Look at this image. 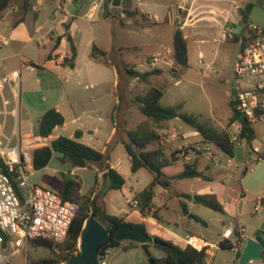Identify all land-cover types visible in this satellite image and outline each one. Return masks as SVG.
<instances>
[{
    "label": "crops",
    "instance_id": "crops-1",
    "mask_svg": "<svg viewBox=\"0 0 264 264\" xmlns=\"http://www.w3.org/2000/svg\"><path fill=\"white\" fill-rule=\"evenodd\" d=\"M27 2L29 4L26 6L25 0H13V4L0 14L2 37L7 42L6 45L0 44V51L3 47L6 48L5 52H0V146L13 147L20 140L26 141L27 144L38 140L39 144L32 145L29 149L31 156L34 149L49 146L53 140L62 135L53 136L51 134L48 138H41L37 135V123L47 110L55 109L63 116L64 124L55 128L52 133L60 132V130L64 131L70 124L73 125L68 135L63 137L74 139L104 153L107 158L106 163L121 175L122 163L120 159H117L116 162L112 160L116 147L121 145L126 154L122 144L123 141H126V131L135 130L140 124L152 121H143L132 129L137 121L136 116L140 113L137 105L135 106L131 102L132 88L128 87L125 91V97H123L121 91L115 87L116 75L112 78L111 85L107 87L96 80L99 78L100 72H97L94 66H108L102 63L103 58H91L93 46L106 54L109 53V50H129L131 47L129 48L124 42L115 38V35H118L119 32L127 30L131 34H136V30H148L152 26L167 29L170 32V42L157 38V40H150L145 45L151 47L154 52L146 60V70L144 72L158 69L161 74L151 77L147 83L139 82L137 79L132 81L133 86L136 85V87L142 88L145 94L150 88H158L151 85L152 80L155 78H166L168 76L176 81L180 79L173 78L171 72L174 68L173 36L176 29L182 31L186 42L188 36L185 31L198 30L203 35L213 37L212 42H215L217 46L227 42L239 44V36L234 35L232 38L223 39V32L226 28L231 29L233 32L236 25L241 26L242 30L244 26L241 23L239 10L243 9L250 1L128 0V9L137 10L139 15L132 19L123 20L124 25L121 24V19L124 18L121 12L119 14L121 18L114 19L105 17L103 8L95 23L88 21L86 15L90 10L91 0H27ZM122 9L123 6L121 11ZM140 15H144L154 25H143ZM83 21L92 25L98 24L99 28L95 31L85 32L81 23ZM67 25L68 34L76 49V58L72 62V67L64 62L65 58H71L70 44L65 37ZM203 41L201 40V42ZM82 46L86 48L88 53V60L84 65H80L78 58ZM29 48H31V52L25 56L24 54ZM41 48L42 55H36L35 51ZM133 48L140 49L141 46L136 45ZM216 54L217 51H215V55L209 62L212 65H214ZM199 55L202 54L199 53L198 57ZM124 81L125 79H123ZM141 84H150L151 86L146 88L141 87ZM157 85L161 84L157 83ZM117 91L119 96L122 97V102L125 98L126 104H120V109L116 112L113 121V110L117 105ZM177 119L180 120L175 118L159 125L157 131L161 136L160 143L167 149H183L182 155L178 156V159L172 165L188 161V164H184L185 167V165L196 163L198 171L207 178L206 180L202 178L182 180H192L193 184L198 185H200V182H204V184L200 185L199 190L194 188L189 190L178 189L177 182L181 180L172 181L167 188L156 186L152 199L153 207L151 208V211H156L159 217V220H156L151 215L142 216L137 210V202L134 198L137 193L151 183L153 177L151 176V179L141 188L131 184L129 178L123 177L126 183L122 190L127 195L125 204L128 209H119V214L116 217L127 223L145 224L149 235L171 241L181 247H186L188 245L187 241L194 238L192 243L196 239L202 246L206 247V257L213 254L212 249L219 248L220 241L225 240L223 233L231 230L232 234L227 240L231 241V237L234 235L235 243L231 241L235 246L233 250L236 252L238 248L241 251L248 238L244 235V227L238 223L237 214L234 219L235 228H233L231 223L225 219V214L214 211L219 215L215 219L217 224L222 227L226 226L222 230L216 231V236L211 235L212 232L205 221L194 215V211L202 205L195 203L193 196L208 194L204 189L207 186H212L211 179L201 170V162H205L204 169H209V166L215 164L214 157L203 151V149L209 148V145L202 142L198 133L191 130L181 132L184 130L176 126L175 121ZM115 125L118 126L117 129ZM77 132L80 133V138H75ZM180 133L183 134L182 142H175L174 138L179 136ZM164 136L166 137L164 138ZM196 137H199V140L194 142L197 147H191L190 145H193V143L189 139ZM187 147H191L190 150L184 151ZM126 156L130 161V174L135 177L142 169L135 174L131 173V160L127 154ZM170 166L164 168L163 173ZM101 174H105V178H107L106 172L103 171L99 174V181ZM177 174H165V176L172 177ZM106 186L108 189L109 183ZM209 191V194L216 195L223 205L233 189H231L230 184H225L222 180L221 183H218ZM184 195L190 196L191 200L185 198ZM183 204L185 208H183ZM259 204L262 205L263 201L261 200ZM111 207L114 210V207ZM170 212L173 213V218L167 216ZM262 221H264V218ZM206 264H208L207 261Z\"/></svg>",
    "mask_w": 264,
    "mask_h": 264
},
{
    "label": "rangeland",
    "instance_id": "rangeland-1",
    "mask_svg": "<svg viewBox=\"0 0 264 264\" xmlns=\"http://www.w3.org/2000/svg\"><path fill=\"white\" fill-rule=\"evenodd\" d=\"M9 7L10 6L7 8ZM81 23L84 26L85 32L95 31L99 28L98 24L92 25L85 21ZM248 23L264 30L263 0H258L255 4L249 15ZM135 32L136 34H131L125 30L115 35V38H118L119 41L124 42L126 46L131 48L124 51L109 50L107 58L117 64L124 63L128 66H134L135 69L140 72H144L146 70L145 62L154 52L151 47H146L145 45L150 40H157V38H162L170 42V32L167 29H161L155 26H152L148 30L138 29ZM233 33L236 36H240L241 26L236 25L233 29ZM185 34L188 36V68L185 75L180 77L178 81L166 76V78H155L151 82L152 86L161 88L164 91L160 104L162 107L182 104L183 112L198 116L200 120L209 122L217 131L226 132L231 139H235L239 132V124L229 123L233 107L236 109L232 94L236 92L237 89L245 87L246 82L245 80L236 79L233 71L234 62L240 50V46L233 42H227L217 46L215 42H212L213 37L203 35L198 30H187ZM201 40L204 41L201 42ZM136 45L141 46V48H133ZM5 51L6 48L3 47L0 52ZM37 51H35L36 55L41 56L42 48ZM215 51H217V54L214 60L213 71L208 73L202 72L197 65L198 54L201 53L206 62L209 63L215 55ZM29 52H31V48H29L24 55L26 56ZM78 58L80 65H84L88 60V53L85 47H80ZM94 69L100 72V76L96 80L102 82L101 85L104 87L110 86L111 80L115 75L113 71L102 65H95ZM124 79L125 81L122 82L121 86L118 88L121 94H123V97H125V91L128 87H131L133 91L132 95H130L131 99H133L136 94H144L142 88H138L136 85L133 86V79ZM157 83L161 85H157ZM151 85L141 84V87L149 88ZM122 104H126L125 98ZM136 120L137 121L134 123L135 126L132 129L143 121H151L140 113L137 114ZM148 123L150 126H154L152 122ZM175 124L181 130H184H180L181 132L193 131L182 120L177 119ZM253 126L256 139L251 144L245 141L236 142L233 157H229L220 150L209 145L208 147L212 151L215 164L209 166V169H204L205 162H201V170L212 182L211 187L207 186L206 189H204L206 193L209 194V190L213 189L218 183H221L222 180H224L225 184H230L233 192L229 193L228 199L223 203L225 207V219L235 228L234 219L237 214L238 223L240 226L244 227V235L248 239L254 237L255 232L260 228L263 222L262 219L264 218V160L252 162V164L249 165V162L252 161L255 156L253 150L259 149L262 151L263 149L264 121L256 123ZM72 128L73 125L70 124L66 130L54 132L52 135L66 136ZM182 136L183 134L180 133L179 136L174 138L175 142L181 143L183 140ZM165 137L166 136H164V138ZM197 140H199V137L189 139V141L193 143V145L190 146L197 147V145H194V142ZM191 147H187L185 150L188 151ZM117 159H120L122 163V177L129 178L131 184L141 188L151 179V175L144 169L135 177L131 176L130 161L121 145L116 147L115 155L112 157L113 162H116ZM188 163V161H185L172 165L164 174H177L183 170L184 164ZM90 164L93 169L87 167L77 168L69 160H62L61 154L54 152L45 168L36 170L33 168L32 163H29L26 168L29 173L30 184L50 189L56 193L62 192V186L67 175H73L72 179L81 182V190L79 192L81 196L85 195L94 184L95 170L102 173L106 167V161ZM107 183H109V181L105 178V174H101L97 201L104 212L116 216L119 214V209H128V206L125 204L127 195L124 190L107 189ZM177 183V188L180 190H189L191 188L199 190L200 185L204 184V182H200V185L193 184L194 182L192 180H181ZM242 194L243 196H241ZM18 195L21 199V193L18 192ZM261 200L263 201L262 205L259 204ZM228 205H230V207H228ZM111 206L114 207V210ZM194 215L199 216L201 220L208 224L209 230L212 232L211 235L213 236H216V231H220L226 227L217 224L215 219L219 215L204 206H198L197 210L194 211ZM167 216L173 218V213L170 212ZM98 221L104 225L101 218H99ZM261 237L264 239V234H262ZM29 240L32 239L18 242L15 238L10 237L7 247L2 249V253L7 259L4 264H30L39 259L55 258L53 253L49 250L32 248L29 245ZM231 241L235 243L234 235L231 237ZM127 243L126 241L121 242L118 246L110 248L111 254L105 257V259H101L100 264L103 262L105 264H151V258L160 259L165 255L161 249L155 247L153 244H149L147 251L142 249L139 244L128 250H124V246L127 245ZM194 244L202 246V244L196 240ZM77 247L79 249V241ZM212 252V255L206 257L208 264H238V261L235 260L236 252L234 250H222L217 248L212 249ZM252 264H264V260H255Z\"/></svg>",
    "mask_w": 264,
    "mask_h": 264
},
{
    "label": "trees",
    "instance_id": "trees-1",
    "mask_svg": "<svg viewBox=\"0 0 264 264\" xmlns=\"http://www.w3.org/2000/svg\"><path fill=\"white\" fill-rule=\"evenodd\" d=\"M12 1L13 0H0V14L11 5ZM110 3L111 0H105L103 3L104 16L120 19V15L116 16L112 13ZM127 3L128 0H123L122 2L123 9L121 14L124 15V18L121 19L122 25H124L123 20L132 19L139 15L137 10L128 9ZM28 4L29 3L27 0H25V5L27 6ZM254 6V4L248 2L243 9L239 10L241 23L243 26H247L249 24L248 18ZM140 18L143 25H154V23H150V21L147 20L144 15H140ZM66 29L67 32L65 37L70 44L71 58H65L64 62L72 67V62L76 58V49L73 45L70 35L68 34V25L66 26ZM90 56L93 59L103 58L102 63L114 71L117 77V81L115 82L116 88L121 86L124 78L137 79L139 82L147 83L151 77L161 74V71L158 69L148 72H140L133 66H128L124 63L117 64L107 58V54L104 51L98 49L96 46H93ZM173 60L174 68L171 71L172 76L173 78L178 79L180 76L185 74L188 68L187 42L180 29H176L174 31ZM116 97L117 105L113 110V121L115 120L116 112L120 109V104L122 103V97L119 96L118 91L116 93ZM162 97V89L150 88L145 94L135 96L132 99V102L137 105L140 113L143 116L149 118L153 122L154 126H150L148 122H144L140 124L135 130L126 131V141L122 142L125 152L131 160V173L135 174L138 170L145 169L153 177L151 183L147 185L142 191L137 193L134 198L137 202V210L139 213L144 217L151 215L156 220H159L156 211H151V208L153 207L152 199L154 196V188L156 186L167 188L172 181L194 178L207 179L200 171H198L196 163L185 165L183 171L175 176H165L163 169L176 162L178 156L182 155L183 149H167L161 145V136L157 131L161 123L179 118L194 132L199 134L204 144L213 146L229 157H233V151L236 142L245 141L246 143L251 144L256 139V133L253 126L254 124H251L245 118H243L234 107L229 118V123H238L239 132L235 139H231L228 133L217 131L209 122L200 120V118L194 114H187L183 112L182 104L162 107L160 104ZM63 124V116L55 109H49L38 120L37 135L41 138H48L55 128L61 127ZM115 128L117 129L118 126L115 125ZM75 138H80V133H75ZM184 151L186 150L184 149ZM54 152L61 154L62 160L67 161L68 157L71 155L83 156L87 162V168L89 169H93L90 163H102L107 160L104 153L81 144L74 139L61 136L53 140L49 146H44L33 150L31 156L33 168L36 170L45 168L51 160ZM2 167L6 171V167L3 165ZM104 171L106 172L107 179L109 180V190H122L124 188L126 181L122 175H120L116 170L112 169L107 163ZM99 174L100 172L95 170L94 184L85 195L81 196L79 195L81 190V182H77L75 179L65 178L61 194L64 199L74 202L78 205L77 215L70 227L67 239L63 244H56L52 241L43 239L29 240V245L32 248H42L49 250L55 256V258L39 259L31 262L30 264H66L70 257L79 253L77 244L84 224L90 216L96 218L97 220L101 218L104 223L103 226L109 232L108 239L99 247L100 256H103L106 249L116 247L120 244L114 240L113 236L115 231L121 225L126 224L141 229L150 238L157 239L163 243V246H154L161 249L165 253L164 257L160 259L152 258L153 261L151 264H206L205 249L197 250L190 245H187L186 247L178 246L171 241L149 235L145 224L127 223L121 218L104 212L101 205L97 201L99 190ZM16 191H18L17 188ZM184 197L191 200V197L188 195H184ZM193 201L210 210L220 214H225L223 205L214 194L195 195L193 196ZM183 208H185L184 204ZM262 234H264V232H261V234L258 236V240L264 244V239L261 237ZM0 236L2 240L1 248L5 249L10 237L1 230ZM134 246H137V243L128 242L127 245L124 246V250H128ZM218 246L222 250H233L235 248L234 244L228 240L220 241ZM240 254L241 251L236 253V261H238Z\"/></svg>",
    "mask_w": 264,
    "mask_h": 264
},
{
    "label": "built area",
    "instance_id": "built-area-1",
    "mask_svg": "<svg viewBox=\"0 0 264 264\" xmlns=\"http://www.w3.org/2000/svg\"><path fill=\"white\" fill-rule=\"evenodd\" d=\"M104 1L91 0V7L86 15L88 21H97ZM233 36L231 29L224 30L223 39ZM0 44H7L2 37L1 26ZM239 44L240 50L233 71L236 79L246 82L245 87L235 92L234 102L237 112L251 124H256L264 121V30L253 24L244 26L239 36ZM197 63L202 72L213 71L212 63H207L202 55H199ZM35 144H39V141L27 144L20 140L13 147L0 146V230L18 242L43 239L62 244L67 239L77 215L78 205L64 199L61 193L30 184L26 167L32 160L29 149ZM262 148V151L253 150L255 156L249 165L264 160V144ZM203 151L212 156L209 148ZM2 165L6 167V171ZM18 192L22 195L21 199ZM231 234L232 231L227 230L223 233V238L227 240ZM192 239L194 238L187 241L188 245L197 250L206 249L204 246L196 247ZM1 242L0 236V264H4L7 259L2 253ZM238 251L237 248L236 252ZM110 254V249H106L100 260ZM261 260H264V250Z\"/></svg>",
    "mask_w": 264,
    "mask_h": 264
},
{
    "label": "water",
    "instance_id": "water-1",
    "mask_svg": "<svg viewBox=\"0 0 264 264\" xmlns=\"http://www.w3.org/2000/svg\"><path fill=\"white\" fill-rule=\"evenodd\" d=\"M256 4L258 0H249ZM111 10L114 15H119L122 8V0H111ZM235 97V92L232 94ZM68 160L77 168H86L87 162L83 156L71 155ZM73 175H67V179H72ZM264 232V221L260 228L255 232L253 238L247 239L241 250L238 264H249L255 260H260L263 255L264 244L258 240V236ZM108 230L94 217L90 216L81 231L79 238V253L70 257L66 264H100L99 247L108 239ZM114 240L118 243L133 242L147 251L149 244L163 246L157 239L150 238L139 228L130 225H121L114 233ZM153 259H150L152 263Z\"/></svg>",
    "mask_w": 264,
    "mask_h": 264
},
{
    "label": "bare ground",
    "instance_id": "bare-ground-1",
    "mask_svg": "<svg viewBox=\"0 0 264 264\" xmlns=\"http://www.w3.org/2000/svg\"><path fill=\"white\" fill-rule=\"evenodd\" d=\"M192 240H194V239H192ZM196 240V239H195ZM199 248V247H198Z\"/></svg>",
    "mask_w": 264,
    "mask_h": 264
}]
</instances>
